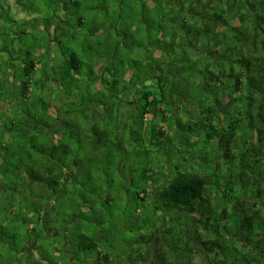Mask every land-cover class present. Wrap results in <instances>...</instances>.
Listing matches in <instances>:
<instances>
[{
    "label": "trees",
    "instance_id": "1",
    "mask_svg": "<svg viewBox=\"0 0 264 264\" xmlns=\"http://www.w3.org/2000/svg\"><path fill=\"white\" fill-rule=\"evenodd\" d=\"M94 1L57 0L44 10L40 47L0 42V191L11 210L28 211L16 215L27 264H56L41 252L32 262L24 249L38 253L37 242L52 239L63 246L51 253L73 264H189L191 228L213 264H264V0H118L113 18L103 6L102 22L93 18ZM108 16L116 18L111 26ZM7 23L14 21L0 8V37ZM100 33L109 37L94 40ZM36 94L47 116L26 109ZM217 151L226 171L219 177L207 159ZM133 153L158 158L160 168L153 177L148 160L140 177L151 185L137 194L146 203L139 237L132 251L93 258L106 230L88 233L79 224L102 225L104 201L93 190L111 165L127 170ZM28 196L37 198L33 207L25 206ZM64 202L74 205L62 211ZM54 220H62L60 230Z\"/></svg>",
    "mask_w": 264,
    "mask_h": 264
},
{
    "label": "rangeland",
    "instance_id": "2",
    "mask_svg": "<svg viewBox=\"0 0 264 264\" xmlns=\"http://www.w3.org/2000/svg\"><path fill=\"white\" fill-rule=\"evenodd\" d=\"M19 1L22 2V7L23 9L19 7L20 3ZM60 1V0H58ZM118 0H105L103 3H101V0H95L94 2H100L99 8L96 10V12L93 15V18L96 21L102 22L103 18L101 16L102 14V8L103 6L107 5V8L109 9V15L112 17V13L115 8L114 2H117ZM57 2V0H0V8L1 10L3 9L7 15L10 17V20H13L14 23L11 25L9 23L5 24V32L7 35H3L0 37V42H5L6 46L9 48H14L15 50H18V48L21 47L20 42H24L23 49H26V44L27 46L31 45L33 42L34 44L38 45V47L43 44V34L41 31V26L38 27L43 22L44 15L45 13L43 12L46 9H49L52 7L53 3ZM108 3V4H107ZM109 5V6H108ZM112 9H111V8ZM138 8L139 6L136 5ZM35 11H38V14L35 13ZM99 12V13H98ZM52 14V12H51ZM89 17H91L90 13L88 14ZM107 15V14H106ZM108 16V25L111 26V21L112 18ZM88 17V16H87ZM36 20V23L34 22ZM4 21V20H3ZM16 21H18L16 23ZM88 21V20H87ZM90 21V20H89ZM7 20H5L4 23H6ZM121 24V23H120ZM122 26V25H121ZM119 26V29L120 27ZM38 27V28H37ZM118 29V28H117ZM27 31L26 35H23V32ZM87 31V30H86ZM85 31V32H86ZM135 32V29H133L132 34ZM116 34V31H113V34L111 36ZM109 36L106 34H101L96 35V37H93V39H101L100 41H103L104 39L108 38ZM17 39V44H13V42ZM65 40V39H63ZM67 41V40H66ZM26 43V44H25ZM25 46V47H24ZM11 50V49H10ZM23 53V52H21ZM12 54V51L9 52V55ZM8 55V54H6ZM123 55L120 57L117 56L118 62L116 64V68L118 72H123L124 70V65L120 62V59H122ZM125 56V54H124ZM9 58V57H8ZM130 58L139 60L140 55H137V53L130 54ZM143 58V55L141 56ZM27 60V59H26ZM39 73V72H38ZM39 79L41 78V74L38 75ZM43 95V94H42ZM42 96L37 97V94L33 97L30 98L28 101L30 102V106H28L26 109L31 110V113L34 114L35 107H38V113L37 115L42 117V116H47L46 112L44 111V106H42ZM41 98V99H39ZM37 101V104H33L34 102ZM73 105H71L72 107ZM25 109V110H26ZM27 112V111H26ZM49 112V111H48ZM69 112V109L65 110V114ZM25 113V112H24ZM26 114V113H25ZM24 114L20 115V117H23ZM69 117V116H68ZM75 119V118H74ZM199 141V138L195 137L194 142ZM146 142H140L138 144L144 145ZM137 144V145H138ZM147 144V143H146ZM178 146V144H175ZM126 146V145H125ZM136 146V145H135ZM139 146V145H138ZM127 147V146H126ZM125 147V148H126ZM122 150L124 148L122 147ZM198 152H202L204 154V148L202 145H199L197 148ZM116 156V159L120 161L119 159L122 156V151L114 153ZM127 161L125 164H127V170H119L117 166L111 165L108 169H106V172H111L112 176L111 179H108V176L106 175V172L104 175H102L103 179L100 178L99 186L96 187V189L93 190L95 193H97L98 196H102L104 203H100L101 207V214H102V225H94V224H89L86 223L85 221L83 223H80L79 225L84 226L83 231H88V233L93 232L98 228L99 230H106V241L100 245L99 249H93L90 252V256L93 258L97 257V254L99 251L103 252V254H110V253H123L127 250L132 251V244H134L135 240L139 237L140 231L138 227L136 226L135 223H139V220H145V211H144V204L145 201H141L138 199V193H141L143 188L147 192L150 190V182H142L140 180L141 174L143 173L144 168H146V162L149 160L150 162H153V165L149 168L151 174H153V177L155 174H157V171L160 169L158 168L156 160H152L150 156L148 157L145 153L143 154H130L127 156ZM175 158V157H173ZM207 159L210 161L214 162L212 164V168L215 167L218 171V177L221 174H225L226 171H224V165H223V158L221 155V151H217L215 155L207 156ZM116 160V161H117ZM167 160V157L164 156L162 159V163H165L164 161ZM172 163H170L171 165ZM202 161L201 160H195L194 162V167L197 172H199L201 175L204 176L205 179H211V172L206 170L200 169V166H202ZM162 168L165 167L164 165L161 166ZM165 172L167 173L168 167H165ZM169 170V169H168ZM129 173H128V172ZM135 171L137 174H132ZM132 179L133 183L132 185L128 184L125 186V188L122 189V185L126 184L125 179ZM213 179V178H212ZM91 188V187H90ZM31 190V187L26 189V191L29 193ZM94 193V194H95ZM29 195V194H28ZM30 201L27 203V208L33 207L35 204V201L37 200L36 197H30L28 196ZM97 198V197H96ZM95 198V199H96ZM8 196L3 195L0 191V201H5L3 203H8ZM98 199V198H97ZM149 199V197H148ZM100 200V199H99ZM3 203L1 202L0 204V264H27V260L25 258V255H23V246H24V233H25V227L20 223L18 219H16V215L20 213V216L23 217L24 215L28 214V211L25 213L26 208L24 209H12L11 210V205L9 206L8 204L6 205L8 208L4 209L2 208ZM74 204L71 202H64L62 206L60 207L62 211H69ZM24 206V207H25ZM138 208H142V212L138 211ZM4 209V210H3ZM24 210V211H22ZM29 211H31L29 209ZM144 211V212H143ZM170 223V222H169ZM42 224V223H41ZM135 224V225H134ZM62 225V220H57L53 221L52 227H56L57 230H60V227ZM162 225V223H161ZM1 226L5 227V230H3L2 233V228ZM42 226V225H41ZM80 228H77L75 225H71L69 227L70 230L76 231V236L81 234V231L77 233V231ZM42 230V227H40V231ZM5 231V234H4ZM193 228L189 230L188 233V238L190 239L191 242V251H190V263L189 264H213L216 260L215 255H209L203 248L200 246L196 240L194 239V236L192 234ZM85 233V232H84ZM16 234L15 238L16 242H13V239L11 238L12 235ZM21 235V236H20ZM90 235V234H89ZM202 235L204 238L207 237V232L204 230L202 231ZM54 236V235H53ZM167 239V236H166ZM170 238L168 239V241ZM52 244L45 245L43 244V240H39L37 243L40 244L38 247V253L34 250L32 245L26 244V247L24 249H29V252H33V257L32 262H38L40 261L39 256L40 252L43 255H48L50 253V256L54 263L56 264H73L74 260H68V256L65 255V253L59 254L51 253L53 244L59 243V245L63 246L62 242L56 241L54 242V239L51 240ZM50 241V242H51ZM64 242V241H63ZM34 244V243H33ZM43 247V248H42ZM79 245L75 243L73 245V250L77 251V248ZM33 250V251H32ZM144 252L146 250H143ZM39 254V255H38ZM152 258L156 259V254L152 250ZM94 260V259H93ZM129 260V259H128ZM127 261V260H126ZM124 261V264H136L133 261L126 262ZM116 263V262H115ZM78 264V263H76ZM105 264V263H104ZM117 264V263H116ZM123 264V262H122ZM138 264H145V263H138ZM230 264H234L232 261Z\"/></svg>",
    "mask_w": 264,
    "mask_h": 264
},
{
    "label": "crops",
    "instance_id": "3",
    "mask_svg": "<svg viewBox=\"0 0 264 264\" xmlns=\"http://www.w3.org/2000/svg\"><path fill=\"white\" fill-rule=\"evenodd\" d=\"M19 3H20V5H19L20 9H21V8L23 9V7H22V2L19 1Z\"/></svg>",
    "mask_w": 264,
    "mask_h": 264
}]
</instances>
